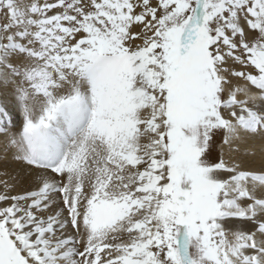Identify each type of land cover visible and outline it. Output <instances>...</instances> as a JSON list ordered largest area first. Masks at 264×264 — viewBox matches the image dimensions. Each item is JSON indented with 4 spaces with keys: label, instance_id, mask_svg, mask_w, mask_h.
<instances>
[{
    "label": "snow or ice",
    "instance_id": "1",
    "mask_svg": "<svg viewBox=\"0 0 264 264\" xmlns=\"http://www.w3.org/2000/svg\"><path fill=\"white\" fill-rule=\"evenodd\" d=\"M0 264H264V0H0Z\"/></svg>",
    "mask_w": 264,
    "mask_h": 264
}]
</instances>
